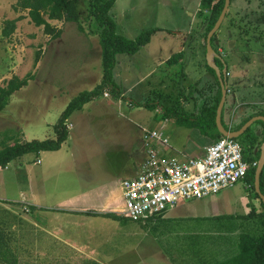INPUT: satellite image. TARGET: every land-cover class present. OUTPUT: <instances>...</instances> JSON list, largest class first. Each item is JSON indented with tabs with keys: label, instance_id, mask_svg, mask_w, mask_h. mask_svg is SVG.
Listing matches in <instances>:
<instances>
[{
	"label": "rangeland",
	"instance_id": "374dc122",
	"mask_svg": "<svg viewBox=\"0 0 264 264\" xmlns=\"http://www.w3.org/2000/svg\"><path fill=\"white\" fill-rule=\"evenodd\" d=\"M162 1L172 3L174 12L180 11L183 16L182 6L203 2L116 0L110 15L116 22L117 33L134 40L144 31L155 28L150 43L134 55L117 56L116 91L107 89L110 98L101 95L90 102L89 110L72 115L67 122L70 138L61 153L27 154L0 170V197L5 200L0 199V264L5 259L12 260L13 254L18 261L29 264H215L239 254L242 235L254 238L263 235L262 219L258 216L263 211L261 200L246 179L198 202L209 209L208 218L180 224L173 220L165 221L167 225L127 218L114 221L87 214H83L86 219L82 222H75L54 216V210L48 209L49 206L64 207L72 201L79 208L88 205L93 212H100L110 194L115 213H122L125 210L122 182L133 172L131 153L140 151L141 128H155V118L162 114L145 106L147 101L174 106L177 102H186V96L189 103L185 107L193 109L195 97H199L195 90L197 84L191 85L190 81L186 84L185 75L180 71L166 68L168 87L165 91L154 90L152 96L146 93L144 84L132 89L133 82L153 65L147 55H154L156 60L172 58L183 48L179 45L183 38L170 28L172 23H164L166 28H163L159 27L163 24L160 19L155 21L156 6ZM89 8L90 0H80L81 11L89 18H82L79 24L49 21L52 27L61 30L60 37L53 38L44 27L31 21L28 11L18 7V0H0V89L13 77L23 79L34 75L0 112V152L16 141L56 139L55 126L68 104L81 92L92 91L102 84L100 36L96 23L88 15ZM263 10L264 0H231L216 34L217 53L229 52L246 69L244 73L234 67L229 69L224 120L229 105L233 106L235 112L229 111L233 127L244 119L245 113L251 116L264 112V22L259 20ZM199 14L207 28L209 13L202 5ZM8 21H14L16 27L10 37H5L3 29ZM206 28L202 32L204 51ZM187 30L192 32L187 44L186 53H189L198 25L188 26ZM118 61L125 64L119 66ZM127 71L130 76H126ZM212 84L215 92V79L208 74L206 80L198 83V90ZM125 89L127 100L118 106L117 91ZM235 97L239 108L234 107ZM129 101L132 106H128ZM226 127L230 129L227 124ZM263 131L262 124L256 122L237 139L245 159L258 157L264 143ZM36 187L42 192L43 202H32L29 197L32 192L28 190ZM24 192L26 197L22 196ZM23 198L44 208L37 212L28 204L12 202ZM252 211L255 214L250 215ZM184 230L197 235L188 237L185 242L189 243L180 244L184 236L178 234L185 233ZM164 232L170 234L172 244L160 243L166 237Z\"/></svg>",
	"mask_w": 264,
	"mask_h": 264
},
{
	"label": "trees",
	"instance_id": "16d2710c",
	"mask_svg": "<svg viewBox=\"0 0 264 264\" xmlns=\"http://www.w3.org/2000/svg\"><path fill=\"white\" fill-rule=\"evenodd\" d=\"M116 0H90V8L88 15L91 21L96 23V32L100 36V45L102 49V59L104 75L102 84L98 85L92 91H83L77 97H75L66 107L65 111L61 115L58 125L55 126V132L57 134L56 139H48L44 141L34 140L31 142L21 143L16 141L10 145L3 143L5 148L0 152V170L5 169L12 161L21 158L27 154H40L41 152H55L61 149L62 145L68 140L69 130L67 129V122L70 117L79 110H82L84 105L94 101L97 97L104 95L107 89H115L114 80V69L116 66L117 56L121 54L134 55L140 51V49L150 43L152 36L155 34L156 30L151 29L144 31L136 39H128L117 33V25L115 20L111 17L110 11L114 7ZM225 5V0H203L202 8L209 13L208 24L206 28V40L208 33L212 30L215 23L217 22L219 16ZM18 7L21 10L28 11V15L31 21L38 27H44L47 34H52L53 38L60 37L61 30H58L49 23V21H61L80 23L86 18L80 9V0H18ZM47 16V19L45 18ZM259 20L264 22V10L261 12ZM15 22L8 21L3 29V35L5 37H10L15 30ZM80 30L84 32V28L80 25ZM217 34V33H216ZM216 34L212 38V47L214 51V42L216 39ZM217 53V51H216ZM181 54L173 56L169 62L175 63ZM215 63L223 68L220 58H215ZM207 71L211 74L216 82V91L213 92V84L211 87H205L202 90H198V84L196 85V92L199 93V97L195 99L196 109L194 112L190 113L184 109L182 103L177 102L173 107L162 108L165 115L175 119L176 123L180 126H187L192 128H198L203 135L209 136L212 140L217 141L222 138L219 133L216 124L217 109L222 98V89L214 69L206 65ZM34 79V75H27L23 79L18 77H13L7 84L5 88L0 89V112L4 111L8 106L9 99L22 88L26 87L31 80ZM114 91V90H113ZM116 91V89H115ZM212 94V95H211ZM121 92L117 91V97H121ZM185 100L188 98L185 96ZM147 107L151 109H156L157 105L154 102H147ZM262 115L264 112L261 111L254 115L248 116L243 119L242 123L235 128L239 130L246 122L251 118ZM223 121V114H222ZM264 129V123L259 121ZM250 129L247 130V132ZM264 135V131H263ZM258 157L252 159H246L252 165L256 163V166L251 167L249 170L246 180L255 189V172L258 166V162L261 156V150L258 151ZM264 170L261 175V191L264 194ZM256 197H260L256 193ZM261 200V199H260ZM262 213L258 216L261 217L262 227L264 230V203L261 200ZM37 208L32 207L31 210H36ZM255 214L254 211L250 215ZM89 216H97L94 213L86 212ZM104 218L113 219L115 221H122L125 219L123 216L116 213H106L100 214ZM4 247L1 249L3 250ZM7 250V248H6ZM12 260L5 259L1 264H29L22 263L18 261L15 255H11ZM70 264V263H63ZM94 264H97L94 262ZM215 264H264V233L260 237H252L249 235H242L240 239V251L239 254L232 257L229 261L218 262Z\"/></svg>",
	"mask_w": 264,
	"mask_h": 264
},
{
	"label": "crops",
	"instance_id": "0c3cea01",
	"mask_svg": "<svg viewBox=\"0 0 264 264\" xmlns=\"http://www.w3.org/2000/svg\"><path fill=\"white\" fill-rule=\"evenodd\" d=\"M186 2H189V0H186ZM195 2H197V0H195ZM201 5H202V3L200 1V3L193 4L192 6H190V5L182 6L181 8H183V12H184V16H183V14H181L180 11L174 12L175 8H174L172 3H169L167 1H162V2L158 3V5L156 6L157 12H156V16H155V21H156V19L157 20L160 19V21L163 24L160 25L159 27H163V28H166L165 27L166 25H169L172 23V26L170 28H174L175 34L177 36L183 38L182 43H179V45H182V47H183L181 49V51H179L181 56L179 57V59L175 63L171 64L169 62L171 57L170 58H163V59L160 58V60H156V57L154 55H147V58H150L149 61L153 60V65L149 68H146L143 71L141 78H138L137 80H135L133 82V85H132L133 90L136 87H138L140 84H144L147 86L146 87V93H148L149 96L150 95L152 96L154 93V90H156V89L159 91H165L166 88L168 87V82H167V78H166V74H167L166 71L168 68L170 70L183 72V74L185 75L184 81L186 84L190 81L189 84L196 85L200 81H202V79L206 80L207 75L209 74L207 71V68H206V65H207L206 51L201 49V44H202V39H203L202 32L204 31V29L206 27L202 23V20H203L202 15L199 14ZM194 7H196V8L194 10H192ZM164 23L166 25H164ZM195 24L198 25V30H197L194 46L190 48L189 53H186L188 40L190 39V36L192 34V32L190 30H187V27L192 26V25L194 26ZM167 27H169V26H167ZM151 29H153V28H151ZM151 29H149V30H151ZM185 35H186V37H185ZM215 54H216L215 55L216 58L219 57L221 60V63L224 66L223 68H220L217 65L220 68L221 72H223L225 70L224 76L226 78L227 85H228L229 69L232 70V68L234 67L235 69L242 70L243 73H244V71H246V69L241 68L242 63L241 62L237 63L236 58L233 57V55L230 54L229 52L224 53V51H220V53L215 52ZM119 56H121V55H119ZM235 56H238V55H235ZM238 59H240V58H238ZM120 63L125 64V61H121V62L118 61L119 66H120ZM176 66H179V68L177 70H176ZM176 75H177V73H176ZM126 76H130V73L128 71L126 73ZM125 91H126V89L123 91H120L121 97L117 98L118 99V103H117L118 106L122 105L123 100L124 101L127 100ZM106 94H110V93H108L106 91L104 94V98H110L111 97V95H108L106 97L105 96ZM228 94H229V87H228L227 96H228ZM185 101L186 102H183V101L181 102L182 105L184 106V109L190 113L194 112L196 109L195 103L193 105V109L188 110L185 107L188 100H185ZM109 102H111V101H109ZM130 102L131 101L127 102L128 106H132V103H130ZM152 102H154L157 105V108L155 109V111H159L158 112L159 114H160V112L162 113L161 115H159V117H157V119L155 118V120L157 121L156 127L152 128V129L162 130L165 133L168 140L170 141L169 145L167 147H160L162 152L165 154H168L169 156H183V155H185L187 157H192V158L204 157L206 154V149L214 142V140H212L209 136L203 135L198 128L180 126L178 123H176L174 118L168 117L167 115H165L162 108L173 107V105L161 106L156 101H152ZM237 102H238V98L235 97L234 98V104L238 105L237 107L235 105L234 106L235 108H239V104H237ZM179 104H180V102H179ZM240 104H244V102H241ZM226 105H227V97H226L224 109L222 112V114H223L222 124L226 129H227L226 124L229 125L230 129H228V130H230V131H238V130L232 129L233 123L231 122L229 111L231 109H232V111L236 110L233 108V106L229 105L230 108L228 107V110L226 113L227 115L225 117L226 121L224 120V111L226 109ZM91 107L92 106H90V103H88V104L84 105L82 110L76 111L75 114L76 113H78V114L82 113L85 111V109L89 110ZM89 113H90V111H89ZM243 116L248 117V116H250V114L245 113ZM258 116H262V115H258ZM70 118H72V116ZM242 121L237 125V127L242 123ZM257 122H259V121H257ZM253 125H255V123ZM73 127L74 126L72 124V128ZM237 127L235 126L233 128L235 129ZM144 129H146V128L145 127L141 128L140 151L138 152L137 150H135L132 152L133 154L131 153L132 162H133V172H132V174H130L129 178H133V177L137 176V174L139 172L140 165L144 159L145 152H144L143 143H142V133H143ZM69 138H70V133L68 136V140L62 145L61 149L58 151H55V152L60 151L59 153H61L62 150L64 149L65 145L69 141ZM136 161H137V166L135 165ZM40 163H41V160H40ZM40 163H38V164H40ZM126 179H128V178H126ZM29 187H30V185H29ZM36 189H38V191H35ZM28 191L32 192L29 194V197L31 198L32 202H35V203H37L38 201L43 202V198L41 195L42 192H41V190H39V188L36 187L33 190H28ZM22 196L26 197L27 192H24V194H22ZM0 199L5 201L4 198H2V197H0ZM23 200H25V201H23ZM199 200H201V201H199ZM199 200L198 201L197 200L196 201H194V200L183 201L177 207L168 210L167 212H165L164 214H162L160 216L151 217L145 222H161L162 223V222H165L167 220H173L175 222V224H180V223L188 222L189 220H194V219H198V218H208L207 213H209V209L203 207L202 205H200L198 203V202H202L203 199H199ZM193 201H194V203H192ZM12 202L28 204L31 207L37 208V212H41L42 208H44V205H41V204H39V206L33 205L32 203L26 201L25 198H23L22 201H12ZM49 207L50 208H48V209H50L52 211L54 210V213H53L54 216H57V217L64 216L69 221L74 220L75 222L86 219L83 216V214L86 212L94 213L97 216L100 214L115 213V209L111 206L110 194H107V197H106L105 201L103 202V206L101 208L102 210L100 212H93L92 210H90V208H88L89 207L88 205H84L83 207L79 208L77 206H74L72 201L68 202V204H66V206H64V207H53V208H51L52 206H49ZM45 213L49 214V212H45ZM97 213H99V214H97ZM116 214L120 215V213H116ZM109 221H111V220H109ZM164 224L167 225L169 223L165 222ZM184 231H185V233L180 232L178 234L180 236H182V235L184 236L183 239L181 238L180 244L181 243H189V242H185L188 239V237L197 235V234H193V232L192 233H189V232L186 233V230H184ZM164 235L166 237L163 240H159L160 243H161V241L168 242V244H172V242H174L168 238V236L170 235L169 233L164 232ZM158 250H159V248H158ZM176 251L177 250L173 249V252H176Z\"/></svg>",
	"mask_w": 264,
	"mask_h": 264
},
{
	"label": "built area",
	"instance_id": "2783aa9c",
	"mask_svg": "<svg viewBox=\"0 0 264 264\" xmlns=\"http://www.w3.org/2000/svg\"><path fill=\"white\" fill-rule=\"evenodd\" d=\"M142 143L145 154L137 176L122 182L125 210L120 215L131 221H146L183 201L233 188L256 166L246 161L237 139L214 141L201 158L163 153L160 147L169 140L160 129H144Z\"/></svg>",
	"mask_w": 264,
	"mask_h": 264
},
{
	"label": "water",
	"instance_id": "95a60500",
	"mask_svg": "<svg viewBox=\"0 0 264 264\" xmlns=\"http://www.w3.org/2000/svg\"><path fill=\"white\" fill-rule=\"evenodd\" d=\"M230 4H231V0H225V5H224V8L222 10L221 15L219 16V18H218L217 22L215 23L214 27L212 28V30L207 35L206 59H207V65L215 70L217 77L219 79L220 85H221V89H222V98H221L220 104L218 106L217 116H216L217 128L219 130V133L222 135V137H227V138H231V139H238L240 136H242L244 133H246L247 130L257 121L264 122V116L253 117L245 125H243L241 127V129L238 131H230V130L226 129L222 124V112L224 109V105H225V101H226V97H227V93H228V85L226 82V78L224 76L225 70L223 72H221L220 68L215 63V58H216L215 55L216 54H215V51L212 47L211 42H212V38L214 37V35L221 28V26L224 22V19H225L226 15L229 11ZM263 170H264V143L261 147V156H260V160H259L256 172H255V191L264 203V194L261 191V175H262Z\"/></svg>",
	"mask_w": 264,
	"mask_h": 264
},
{
	"label": "flooded vegetation",
	"instance_id": "af4514ba",
	"mask_svg": "<svg viewBox=\"0 0 264 264\" xmlns=\"http://www.w3.org/2000/svg\"><path fill=\"white\" fill-rule=\"evenodd\" d=\"M244 134H245V133H244ZM244 134H243V135H244ZM244 139H245V138H244ZM244 141H245V140H244Z\"/></svg>",
	"mask_w": 264,
	"mask_h": 264
}]
</instances>
